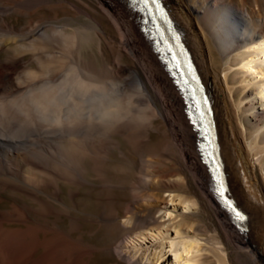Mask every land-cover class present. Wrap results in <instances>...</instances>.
<instances>
[{"label":"bare ground","instance_id":"6f19581e","mask_svg":"<svg viewBox=\"0 0 264 264\" xmlns=\"http://www.w3.org/2000/svg\"><path fill=\"white\" fill-rule=\"evenodd\" d=\"M16 1L21 0L5 3ZM164 2L211 95L229 191L247 213L245 224L237 227L213 195L184 99L141 31L138 14L122 0H32L22 13L53 12L19 26L20 35H35L36 50L47 51L49 79L45 93L34 100L35 110L41 106L44 113L48 104L57 105L56 120L62 113L73 124L68 135L76 137L63 148L64 161L34 168L29 184L0 180V188H16L25 196L0 207V264L17 254L22 256L9 263L94 264L102 247L82 229L88 219L84 213L106 200L111 209L97 219L118 231L106 248L120 261L238 264L245 257L244 264H264V0ZM106 22L124 50L114 59L105 48ZM7 26L18 30L13 22ZM123 57L133 59L131 70L119 65ZM8 66L0 71V87L12 86ZM55 77L60 79L52 81ZM3 101L0 109L9 112ZM7 118L11 130L0 127V151L8 156L19 152L31 132L25 120ZM52 183L63 185L62 199L50 189ZM190 184L215 209L214 227L206 236L191 218L200 213L198 198L175 189ZM157 185L168 196H157Z\"/></svg>","mask_w":264,"mask_h":264},{"label":"rangeland","instance_id":"374dc122","mask_svg":"<svg viewBox=\"0 0 264 264\" xmlns=\"http://www.w3.org/2000/svg\"><path fill=\"white\" fill-rule=\"evenodd\" d=\"M6 1L7 0L5 1L0 0V71L3 72V69L7 67L8 64L9 65L8 68H10L11 72L13 73L10 74V80H12L13 82L11 81L12 86L6 85L5 82L3 86L0 87V101L4 100L3 102L5 103V107H6L5 109H9L8 110L9 112H6L4 108L2 110L0 109V124H1L0 127H4L3 128L4 132L11 130V128L7 126L9 124L8 123L9 119L7 117L10 118V116L14 115L15 118L17 117L16 120H14L15 123L16 121L21 119L25 120V124L28 125L27 131L29 133L31 132V135H29L28 142L26 143L25 141L26 143L25 145L19 146L20 149L19 152L7 156L0 151V177H1L0 180L19 179V181L29 184L28 182H30L31 170H33L34 168H41V166L44 165H53L55 161L57 162L62 160L64 161L62 157L64 153V149L71 142L75 141L74 139L76 135L74 136L68 135L67 132L71 131L70 128H73V124L71 125V123H68L66 119L63 117L62 113H59L60 119L56 120L57 105L48 104L46 109H44V113L41 110L43 108L41 106L39 109L35 110V107L39 105H38V101L36 102L37 103L36 104L34 100L45 93L47 87L46 83L47 80L49 79V76L46 74V70H45L46 68L45 66L47 65L46 63H48L46 58L47 51L45 49L36 50L37 41L34 40L35 35L23 36L20 35L21 34L20 32L22 31L19 30V26L28 23L29 19H31L30 24L32 25L35 22V19L44 17L46 15H51L53 12L51 10L43 11V9H40L36 13L37 16L36 14L33 16L26 15L25 13H22V11H24V9H27V7H29V5L32 4V0H21L20 2L18 1V3L16 1V3L14 2L15 5L13 4V2H10L9 6L6 4L7 3ZM9 21L13 22L18 27V30L14 31V33L11 32L7 26L8 23H10ZM105 25H106V30H108L107 31L108 38L105 42L106 52L108 54L109 59H114V57H117V55L121 54L122 51L124 50L121 47H119V45L115 43L111 38L112 35L116 34L114 27L109 22H106ZM17 31L19 33H17ZM1 39L3 40V42L1 41ZM8 39L11 40L8 41ZM38 44L40 43L38 42ZM15 48L17 49L16 51ZM15 58L17 60H15ZM124 58L127 59L126 57H123L121 61H119V65L121 64L122 66L131 70L132 66H135L133 59L125 60ZM12 61L16 63V65ZM25 74H27V76L30 77L28 78ZM23 77L25 78L27 77L26 78L27 82L22 80ZM55 78H56L55 80L54 78H52V81H58L60 79L59 77H55ZM17 80H19L21 84L18 83ZM9 103H15L16 107L15 106L11 107ZM24 108H26V112ZM45 133L49 135H45ZM176 171L186 172V170H182L180 168L179 170L177 169ZM24 179L27 182L24 181ZM62 187L63 185L61 184L56 185L52 183L50 185V189L56 191L55 192L56 196L59 199H62L65 193L64 188ZM164 189L165 187L157 185L156 187H154L153 192L157 196L166 197L168 196V193L165 192ZM175 189L185 194V196L187 197L198 198L199 203L201 205L200 213L199 215H195V216L193 215L191 218L195 221H198L197 222L198 226H202L204 228V232L201 233V235L206 236L207 235L206 233L212 230V228L214 227L213 220L215 219L216 213L213 205L210 203V201H208V199L204 196V194L201 192V190H199V188L195 184H190V186L177 185L175 186ZM24 198H25L24 194L16 188L15 189L11 187L0 188V207L2 208H9L15 202L24 201ZM89 199H86V201L87 200L89 201ZM90 202H93V199L90 200ZM115 205L119 209L124 208V206L121 204L116 203ZM93 207L89 208L88 211H85L87 213H84V215L88 219L83 220V227H82L83 230L89 232L88 240L102 247L100 251L96 252L95 257L93 258V263L94 264H128L123 260L120 261V259L112 250L106 248L117 237L118 231H116V228L111 224L105 222L101 223L97 219L98 218L97 215H99V213L100 215H102L105 214V211L107 212L111 209V203L108 200H106L104 203H99L94 208ZM6 224L7 223H4V225ZM61 224L64 228H66L69 226V220H65ZM232 248H233L232 246H229L230 249L229 251H231L230 256L236 258L237 252ZM17 255L19 256L20 254ZM17 255L13 256L14 258L11 257L13 261H15L17 258H20L22 256V254L19 257ZM11 258H7V260L11 262L12 261ZM244 259L245 257H240L237 263L244 264L245 263ZM5 261L4 264L7 263V261L6 262ZM9 262L8 264L12 263Z\"/></svg>","mask_w":264,"mask_h":264},{"label":"snow or ice","instance_id":"6c2138e0","mask_svg":"<svg viewBox=\"0 0 264 264\" xmlns=\"http://www.w3.org/2000/svg\"><path fill=\"white\" fill-rule=\"evenodd\" d=\"M229 206H231V202H229ZM233 213H234L236 221L240 222V221H243L245 219V217L242 215V213L239 212L235 208H233Z\"/></svg>","mask_w":264,"mask_h":264}]
</instances>
